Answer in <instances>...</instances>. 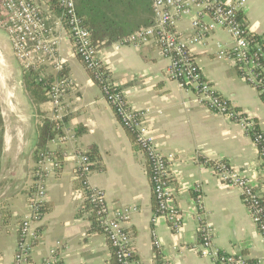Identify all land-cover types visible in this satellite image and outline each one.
Returning <instances> with one entry per match:
<instances>
[{"label": "crops", "instance_id": "0c3cea01", "mask_svg": "<svg viewBox=\"0 0 264 264\" xmlns=\"http://www.w3.org/2000/svg\"><path fill=\"white\" fill-rule=\"evenodd\" d=\"M48 1L36 0L45 14L51 12ZM90 1L98 9H83L81 0H76L77 8L90 15L98 13L96 19L114 22L125 34L154 20L152 0ZM196 9L177 24L185 39L193 34L191 23ZM53 14L47 24L50 34L59 39L58 55L65 59L73 83L64 98L66 138L47 144L49 150L61 148L65 161L61 172L52 173L46 181V211L33 251L35 260H42L61 241L57 264L110 262L108 239L94 229L90 214L82 211L84 201L77 192L81 187L76 185L78 154L96 146L104 168L94 170L89 182L104 190L111 211L128 204L137 208L127 227L140 264H216L198 250L200 218L213 226V243L220 251L257 264L264 257V238L240 191L221 182L211 166L216 160L227 161L264 195V159L253 138L239 123L200 102L192 89L171 79L167 72L170 59L155 44L136 47L118 42L97 43L110 80L122 89L133 107L147 111L146 120L159 150L172 157L171 183L182 219L181 229L173 230L163 216L153 221L155 201L147 159L135 147L132 135L117 120L101 88L77 56L61 13ZM243 17L249 29L264 38V0H247ZM0 32L5 34L9 53L14 55L7 31L0 28ZM217 43L230 48L234 39L225 29L217 28L202 42L190 43L189 50L214 89L233 107L256 119L264 134V101L259 91L243 79L231 61L217 57ZM15 63L18 85L10 91V102L1 116L0 264L13 262L19 223L28 212L39 130L53 119L50 101L40 102L39 95L26 90L21 67ZM38 65L43 68L42 76L56 78L52 63ZM198 197L202 199L200 203ZM155 239L160 247L154 245Z\"/></svg>", "mask_w": 264, "mask_h": 264}, {"label": "built area", "instance_id": "2783aa9c", "mask_svg": "<svg viewBox=\"0 0 264 264\" xmlns=\"http://www.w3.org/2000/svg\"><path fill=\"white\" fill-rule=\"evenodd\" d=\"M58 2L61 8L60 19L68 27V33L75 43L76 53L101 88L117 120L135 137L149 161L152 193L157 202L153 221L163 216L173 230L179 231L182 219L174 203L170 172L172 157L159 150L146 120L147 111L133 107L123 92L117 88L109 90L108 84L111 80L104 76L102 71L104 65L98 45L94 43L90 30L77 11L76 0H58ZM246 2L247 0H152L153 22L130 33L118 43L136 47L148 43L155 44L170 59L167 72L171 79L178 81L186 89H192L200 102L239 123L250 136V131L258 125L256 120L241 110L227 108L228 100L205 78L201 67L189 50L190 43L202 42L217 28L225 29L233 37L234 45L228 48L222 43H217V57L231 61L241 70V76L248 84L259 92H264V46L251 40V36L255 33L249 29L243 17ZM193 8H197L196 17L191 23L193 34L185 39L179 34L177 24L180 19L190 14ZM53 13L52 11L48 14L43 13L36 0H0V28L7 31L16 58L23 65L50 62L59 74L65 69L66 61L58 55L59 39L50 34L47 24L48 20L55 16ZM72 83L70 77L64 76H58L49 83L48 96L53 111L52 121L57 123L58 128H63L61 125H64L67 108L64 98ZM65 138L66 136L56 137L51 141H61ZM253 140L256 146L257 143H264V134L261 130ZM262 152L264 153V145ZM36 158L34 181L27 200L28 212L19 223L12 264H57L59 261L61 241H58L42 260L37 261L33 257L42 230L41 222L47 195L46 181L58 166L53 150L37 152ZM213 162L215 165L211 166L220 181L240 191L253 222L264 238V195L256 189L251 179L240 174L229 163L223 160ZM92 164L87 151L78 154L76 174L77 178L83 181V186L77 190L78 195H81L83 201L88 199L93 205L99 225L114 248L119 264H140L127 227L137 208L128 204L111 211L104 190L89 182V177L94 171ZM196 200L199 203L202 201L199 197ZM198 230V250L203 257L212 258L216 264H249L245 257L227 254L214 245L213 226L205 219H199ZM154 245L160 247L158 239H155ZM257 264H264V257L259 259Z\"/></svg>", "mask_w": 264, "mask_h": 264}, {"label": "trees", "instance_id": "16d2710c", "mask_svg": "<svg viewBox=\"0 0 264 264\" xmlns=\"http://www.w3.org/2000/svg\"><path fill=\"white\" fill-rule=\"evenodd\" d=\"M81 1L83 3V9L88 10V8H89L90 11H94L95 9H98V5L92 4L90 0H81ZM48 6H49L50 11L57 13V14L61 13V8H60L58 0H49ZM77 11H78L79 15L81 16V18L83 19L86 27H88V29L90 30L91 35H92V39H93L95 44L102 42V41H105L107 44H109L111 42H120V41H123L129 35V34H125V31L123 28L115 25L114 22L109 21L108 19H103V18L102 19H96L95 15H99L98 13H93L94 15H92V14L90 15L89 12H84L83 10H80L78 8H77ZM65 26H66V29L68 31L67 25H65ZM251 40L253 43H258V44H261L264 46V38L257 35V34H253L251 36ZM77 56L79 57L78 54H77ZM263 65H264V60H263ZM21 70H22L23 82H24V86H25L26 90L39 95V98H40L39 101L40 102L48 101L49 100V96H48L49 83L54 81L55 77L53 78L52 76H46V75L42 76L43 68L38 64H36V65H23L22 64ZM102 71H103L105 77L110 76V74H109V72L105 66H103ZM239 72L241 74V70H239ZM58 76L69 77V74H68L66 68L61 73L57 74L56 77H58ZM91 77H92V74H91ZM93 80H94V78H93ZM263 82H264V75H263ZM112 83L113 82L111 81V83L108 84L109 90L112 91L115 88H117V90L122 91V89L120 87H118V86L114 87V84H112ZM258 89H259V87H258ZM259 94L264 101V92H259ZM227 104H228V107H227L228 109L233 108V109L238 110L237 108L233 107L229 101ZM65 119H66V117L64 118V122L66 121ZM0 125L2 126L1 117H0ZM61 126H63V125H61ZM2 132H3V127L1 129V134H2ZM258 132H260V129H259V126L257 125V127H255L252 131H250V136L253 139H255ZM62 136L63 137L65 136V132H64L63 128H58L57 123L55 121H52V120L46 121L39 130L35 152L37 153V152L46 150L47 144L51 140H53L56 137H62ZM132 137H133V141L135 143V147L139 148L142 151L139 144L136 142L135 137L133 135H132ZM263 145H264V143H257L259 155L264 159V153L262 152ZM53 153H54V158H55L56 162L58 163V166H57V168H55L54 172L59 173V172H61V169L63 167L64 161H65V156H64L61 148H57L56 150H53ZM87 155L89 156L90 161L93 163L92 164L93 170H96V169L100 170V169L104 168V166L101 163V160L99 158V151H98L96 146L90 147V149L87 151ZM146 161H147V169L149 170V161H148V159ZM225 162H227V161H225ZM211 163H212V165H215L214 162H211ZM76 185L78 187H82L83 186L82 179H80V178L76 179ZM154 201H155V208H156L157 202H156L155 198H154ZM83 208H84L82 210L83 212H88L90 214V218H91V221L93 223L94 229L96 231L103 232L102 227L99 225L98 216L96 214V211L88 199L84 200ZM44 211H46L45 204H44ZM108 243H109V246L111 249V254H112V258L108 264H119V262L116 258L115 250L112 247L109 240H108ZM158 264H162V263H158Z\"/></svg>", "mask_w": 264, "mask_h": 264}, {"label": "rangeland", "instance_id": "374dc122", "mask_svg": "<svg viewBox=\"0 0 264 264\" xmlns=\"http://www.w3.org/2000/svg\"><path fill=\"white\" fill-rule=\"evenodd\" d=\"M3 31L5 29L1 28ZM0 59L2 64H0V117L7 109L5 102H9L11 97L10 94H4L5 86H9V91L18 85L17 74L18 67L15 62L21 67L22 63L14 56L9 53L8 41L6 40L5 34L0 32ZM2 126L0 125V134Z\"/></svg>", "mask_w": 264, "mask_h": 264}, {"label": "water", "instance_id": "95a60500", "mask_svg": "<svg viewBox=\"0 0 264 264\" xmlns=\"http://www.w3.org/2000/svg\"><path fill=\"white\" fill-rule=\"evenodd\" d=\"M0 64H2L1 60H0ZM4 90H5L4 94H10L9 86H5V87H4ZM10 95H11V94H10ZM8 98H10L9 95H8ZM9 102H10V101H9ZM9 102H5V104L7 105Z\"/></svg>", "mask_w": 264, "mask_h": 264}, {"label": "bare ground", "instance_id": "6f19581e", "mask_svg": "<svg viewBox=\"0 0 264 264\" xmlns=\"http://www.w3.org/2000/svg\"><path fill=\"white\" fill-rule=\"evenodd\" d=\"M1 60V59H0Z\"/></svg>", "mask_w": 264, "mask_h": 264}]
</instances>
